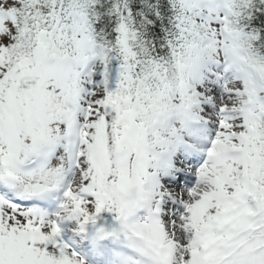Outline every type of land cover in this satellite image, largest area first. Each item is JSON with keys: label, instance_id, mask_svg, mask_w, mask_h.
Wrapping results in <instances>:
<instances>
[{"label": "snow or ice", "instance_id": "obj_1", "mask_svg": "<svg viewBox=\"0 0 264 264\" xmlns=\"http://www.w3.org/2000/svg\"><path fill=\"white\" fill-rule=\"evenodd\" d=\"M0 264H264V0H0Z\"/></svg>", "mask_w": 264, "mask_h": 264}]
</instances>
